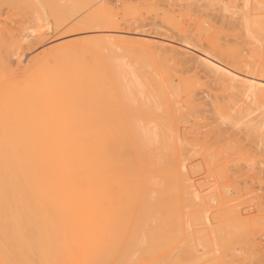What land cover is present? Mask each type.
Returning <instances> with one entry per match:
<instances>
[{
	"label": "rangeland",
	"instance_id": "1",
	"mask_svg": "<svg viewBox=\"0 0 264 264\" xmlns=\"http://www.w3.org/2000/svg\"><path fill=\"white\" fill-rule=\"evenodd\" d=\"M76 21V28L81 23L80 26L83 27L79 29H83V33L76 30ZM4 50H8L12 56L6 73L28 71L31 74L35 72L33 75H36L38 71L44 70L50 87L58 91L55 96L58 101L65 106H80L88 129L95 130L96 133H107L116 129V133L137 134L141 129L142 132L144 130V134L139 133L143 134V137L140 135L142 138H146V146L142 150L148 147L150 153L146 149L142 156H146L145 161L148 163L146 165L145 162L144 168L148 166L150 171L148 170L147 175V170L142 171L141 166V172L151 175L149 194L147 193L148 207L151 208L146 207L149 210H145L144 207L143 210V205L139 208L136 206L144 213L135 211L132 198L133 206L130 211L122 213L128 219L119 218L118 221L122 223V226L119 224L122 230L118 224L115 225L117 221L114 220L116 229L112 226L111 228L116 230L113 231L118 235H115L118 237L116 240H130H126L128 243L122 255L116 253L118 248L113 249L115 254H112L111 264H117V260L120 264H264V0H0V52ZM17 62L21 65H17ZM108 103L114 106H111L113 109ZM127 108L139 112L135 111L134 114ZM130 112L132 114H128ZM143 114L145 118L142 119ZM107 115L113 119L109 120ZM110 123L119 128H111ZM172 138L176 139L179 147ZM163 141L165 144H162ZM167 144L172 146V150ZM167 147L173 152L175 149L176 156L177 153L182 155L183 158L179 156L178 159L179 164L180 159L185 162V165L181 162L183 171L182 164L179 170L177 166L176 169L173 168L172 165L178 162L175 160V163H171L176 157L173 155L175 158L172 156L171 160V152ZM133 148L130 147V168L128 164L126 167L133 170H129V175L133 172L130 176L135 179L141 173L135 176L138 172L135 167L138 166L134 160ZM186 150L188 153H185ZM161 151L164 155L168 152L166 155L170 158L167 156L166 159L161 154L164 157L162 159H165L161 163L167 167L171 161V171L168 169L167 173L163 165L161 168L160 161L158 170H155L158 165H153L154 169L151 167L154 164L152 161L156 163L158 158L161 160ZM185 154L192 159H185ZM172 170L177 171L173 174ZM156 172L158 176L160 174L159 177L162 174L158 178L162 179L161 182L166 181L168 187L172 190L176 187L175 191L178 190L176 197V194L170 195L174 203L170 197L166 201L171 202H165L167 205H175V209L171 208L173 205L167 207L164 200L159 203L164 204L160 208L167 207L163 211L173 209L169 212L171 217L167 212L164 213L168 214L171 221L175 217L178 223L175 219L169 221L167 216L164 219L162 209L156 210L159 207L158 198L162 199V193L166 189L168 192L170 190L163 183V186L159 184ZM174 175L182 177L174 178ZM166 176H170L171 184ZM141 178L138 180H144H140ZM180 178L182 180L178 181ZM134 179H131L133 184L128 182L134 185L128 186L129 190L133 188L128 192L131 195L137 185ZM141 185L140 190L143 189ZM180 190L184 192L179 193ZM178 193L184 194L182 201V196ZM227 194L231 197H227ZM137 202L136 199L135 203ZM158 210L160 211L157 214H164L161 219L163 223L161 220L159 222L162 226L157 222L160 216H154ZM139 211L144 214L143 220H139ZM122 215L117 214V217ZM152 216L156 218L154 220L158 225L157 230L162 231L164 236L154 228L156 225L152 224ZM172 223H176L175 226ZM125 224H128L127 232L126 229L123 231ZM102 225L99 223L97 227ZM92 230V233L86 231L92 235L95 231ZM129 230L135 235H130ZM139 230L143 231L140 233ZM137 233L141 235L137 236ZM156 245H161L163 250ZM155 246L159 250L154 248L157 250L154 251ZM84 247L85 245L78 249L82 253L75 259H67V262L103 263L101 259L104 257L99 260L95 255L97 251L95 256H90L91 253L87 255ZM148 250L149 256L148 252L145 254ZM144 254L145 258L142 257ZM111 258L107 260L106 257L107 262ZM131 260H135V263Z\"/></svg>",
	"mask_w": 264,
	"mask_h": 264
},
{
	"label": "bare ground",
	"instance_id": "2",
	"mask_svg": "<svg viewBox=\"0 0 264 264\" xmlns=\"http://www.w3.org/2000/svg\"><path fill=\"white\" fill-rule=\"evenodd\" d=\"M77 18L78 17H76V19ZM79 18H81V17H79ZM73 20L75 22V18ZM77 21H76V24L73 22L75 24V28L77 25ZM80 24H79V26H77L78 29L76 28V30L82 32L83 29L80 30L79 27H83V26H80ZM69 25H72V23H69ZM86 25H87V23H86ZM67 28H69V27L67 26ZM76 30L74 29V31H76ZM85 30L86 29H84V31ZM76 35H78V33ZM11 58H12V56L8 50L7 51L4 50V51L0 52V264H65V262H67V259H69V258L75 259V257L78 256L79 253H82L81 251L80 252H78V251L80 250V248L83 245H85L84 250H86L87 253L86 252L85 253L87 255H89L91 253L90 256H93L97 251V253L95 255H97L98 259L100 257L105 258V260H104V258L101 259V261L103 260V263H101L99 261L100 259L98 260L101 264H106L108 262H110V264H111V261H112L111 257H113L112 254H115V250H113V249L118 248L116 253L119 255H122V253H125V245H127L126 243H128L130 240L128 238L123 239L125 242L123 240H120V241L116 240V238H118L116 236H118V235H116L117 233L113 232L116 230H112V229L113 228L116 229V227H115L116 224H118L117 226L119 227V224L121 223V222L120 223L118 222L119 218H120V220L121 219L125 220L127 218V216H123L122 213L124 214V213H128L130 211L131 206H133L131 199L134 198L132 200H134L135 211L140 210V211H142V213H144L143 210L144 209L147 210L150 207V206L148 207L149 201H148L147 196L149 194V191H148L149 185L148 184L151 181V175L147 176V175H149V174H147L148 170H149V169H147L148 166H147V168L146 167L144 168V166H145L144 164L146 162L145 161L146 156L145 157L142 156V154H144V152H146L145 150L148 148V147H146L145 150H142L146 146V144H145L146 138H142L143 134H144L143 133L144 130H143V132L141 131L142 129L139 131V133L142 132L143 134H139V133L137 134V132L136 133H116L117 131L115 128L118 129L119 126L118 127L112 126V125H115V124H111L112 122L110 123L112 126L111 128L115 127L114 129L116 132L111 131V132H107V133H104V132L103 133H96L95 130L92 131V129H90V128L88 129L86 127L85 117L83 116V114L80 111V106L75 105V104L70 105V106H65L64 104L60 103L58 101V99L55 97L58 94V91L56 89L52 90V88L50 87V85L47 81L46 72L44 70H41L40 72L38 71V73L36 72L37 73L36 75H33V74H35V72L33 74H31L27 70H26L27 72L20 71V73H17V72L16 73H10V74L6 73V70L10 68ZM17 65H21V63L18 64V62H17ZM113 89H115V88H113ZM132 100H134V99H132ZM109 103L111 104L112 102H109ZM109 103H108V106H110ZM121 103L123 104V102H121ZM113 104H114V102H113ZM60 105H62V106L64 105V107H61ZM131 105L133 106V104H131ZM111 106H113V105H111ZM111 106H110V108H111ZM129 106H130V104H129ZM133 108L134 107H132V109ZM103 109H104V107L102 108V110ZM111 109H113V108H111ZM137 109H139V108H137ZM130 110L128 109V111H130ZM135 111H136V109L134 111L131 110V112H133V113ZM131 112L128 114H132ZM136 112H139V111H136ZM125 113H127V112H125ZM157 113H159V112H157ZM134 114H136V113H134ZM134 114H133V117H135ZM148 114H150V113H148ZM165 114H168V113H165ZM109 116H108L109 120H112L113 119L112 116L111 117H109ZM113 116H115V115H113ZM130 116H132V115H130ZM156 116H160V115H156ZM122 117H124V116H122ZM143 117L145 118L144 114L142 116V119H143ZM162 117H163V114H162ZM108 118H106V119H108ZM155 118H157V117H155ZM149 119H150V117H149ZM123 120H125V119H123ZM156 120H153V121H155V123H156ZM138 121H140V120H138ZM145 121H147V120H145ZM133 123H135V122L133 121ZM157 123H159V122H157ZM123 124H124V122H123ZM136 125H135V127H137ZM143 125H145V124H143ZM154 125L156 126V124H154ZM107 128H109V127H107ZM160 128H161V126H160ZM132 129H134V128H132ZM157 129L159 130V127ZM109 130L110 129H108V131ZM164 130H166V129H164ZM164 130H162V131H164ZM133 131H135V129ZM127 132H128V130H127ZM165 132L166 131H164V133ZM133 134H135V135L133 136ZM132 137H135V139L132 140L133 139ZM164 139H165V137H164ZM173 140H174L173 142L176 143L175 142L176 139H173ZM163 142H162V144H165V142L164 143ZM150 143H152V142L150 141ZM168 143H170V141ZM172 144H170V145H172ZM175 145L177 146V143ZM148 146H149V144H148ZM160 146H161V144H160ZM130 147H134L133 148L134 151L133 150L132 151L135 152V159L134 160L136 162V166H138L137 168L135 167V170H138V172H136L134 170L136 172L135 176L136 175L138 176L141 173L140 174L141 176H138L135 179L132 176H130L133 174V172L129 175V170H130L129 169L130 168L129 161L131 160V153H132L131 152L132 148L130 149ZM169 147L172 150V148H171L172 146H169ZM177 147H179V146H177ZM149 148H152V146ZM174 148L176 149V147H174ZM167 149H168V147H167ZM170 149H168V151L171 152V156H170L171 160H173V158H172L173 155H175V157H176L175 158L173 156L175 158L173 160V162L169 161V164H170L169 166L171 167V163L172 164L175 163L174 162L175 160H177L176 162H178V164H179V159H178L179 156L181 158H183V157H182V155H179V153H177L178 155L176 156V154H174L175 149H174V152L171 151ZM177 149H180V148H177ZM147 150L150 153V149H147ZM153 150H152V152H153ZM187 151L188 150H186L185 153H188ZM172 152H173V154H172ZM177 152H178V150H177ZM159 153L161 155L163 152L161 151ZM167 153H165V155L162 154L163 156L166 157V159H167V156L169 158V155H166ZM162 155L160 156L161 160H159L160 158H158V161H157L156 160L157 158H155L156 163H158L160 161L159 162L160 166L163 165V163H161L162 160H163V162L165 160V159H162V158H164V157H162ZM149 156H151V155L149 154ZM184 156H185V159H186V157L190 158V156L188 154H185ZM155 157H159V156H155ZM190 159H192V158H190ZM180 160L181 161H180L179 165L177 163H176V165H172V166H174L173 167L174 169H176L175 167L177 166V167H179V168H177L179 170L181 167L180 166L181 164H182V168H183V163H181V162L182 161L184 162V160L183 159H180ZM147 161H148V159H147ZM187 162H188V160H187ZM152 163H154L151 165L152 169H154V166H156V165H158V167H155V170H158L160 168L159 163L156 164L155 161L154 162L152 161ZM166 164L168 165V161ZM126 165L129 166V168L126 167ZM146 165H148L147 162H146ZM184 165H185V162H184ZM141 166H142V171L147 170V172L145 171L147 175L145 174V172L144 173L141 172ZM169 166L165 167L163 165V167L166 168L165 172L169 169ZM132 168H134V167L132 166ZM138 168H140V169H138ZM149 168H150V165H149ZM161 168H162V166H161ZM173 168H171V169H173ZM152 169H151V171H152ZM161 170H164V169H161ZM183 170H184V168L182 169V171ZM130 171H133V170H130ZM169 171H171V170L169 169ZM175 171H177V170H175ZM159 172H161V171H159ZM172 172H173V170H172ZM174 172H173V174H175ZM137 173H139V174H137ZM142 173L144 174V176L146 175L145 178H144V176H142ZM161 173H163V171ZM168 173H170V172H168ZM191 173H193V172H191ZM152 174H153V171H152ZM180 174H181V172H180ZM156 175H157L156 176L157 179L162 177V174H161V177H159L160 174L158 176V173ZM170 176L173 177V175H170ZM170 176H168V178L166 176L167 181H169V182H170V180H169ZM178 176L179 175H174V178L175 177L177 178ZM128 177H130L129 181H128ZM147 177L150 180L146 179ZM164 177L165 176H163V178ZM179 177H182V176H179ZM139 178H141L140 180H142L143 178H144V180L146 179L145 181L142 180L143 182H146L148 180V182H146L147 184L146 183L142 184L143 185V187H142L143 189H141L142 191L140 190L141 187H139V186L141 185L140 182L141 183H143V182L139 181L138 180ZM188 178H189V176H188ZM131 179L136 180V182H134V183L137 184L136 185L137 188L135 187V189H134L135 191H133V195L138 196V198L136 196L131 195L132 193H128L133 189L132 188L129 190V188H128V186L131 185L130 183L128 184V182H131ZM161 180H159L160 181L159 184L162 185L163 182H161ZM177 180L178 179H176V182H177ZM181 180L182 179L180 178L178 181H181ZM184 180L185 179H183V181ZM186 181H188V180H186ZM165 183L167 184V182L164 181V183H163L164 187L166 188V186L168 184L166 185ZM174 183L175 182L173 181V184ZM201 183L202 182L200 181V184ZM170 184H171V182H170ZM180 184H181V188L183 189L184 187H182V183H180ZM219 184H222V183L220 182ZM145 187L147 189L144 191ZM168 188L170 189V190L168 189L169 192L167 191V189H166L167 192L166 191L164 193L161 192L163 194L162 197L165 199H163L160 196L162 199L158 198V200H159L158 205H159V203H161L160 200L161 201L164 200V204L170 208V206L173 205L172 203H174V199L171 198L170 195H172V196H173V194L175 195L176 191H178V190L175 191L176 187L173 188L174 190H172L170 187H168ZM186 189H187V187H186ZM136 190L137 191L139 190L140 192H137ZM219 190L221 191V189H219ZM220 191H219V193H221ZM183 192L184 191L181 192V190H180L179 193H183ZM213 192H215V191H213ZM150 193H151V190H150ZM166 193H168V194H166ZM186 193H188V192H186ZM167 195H168V197H167ZM183 195L179 194V196H182V199L180 197L181 201L184 199ZM143 196L144 197L146 196V198L144 199ZM176 196H177V194L175 195V197ZM229 196L227 194V197H229ZM151 197H154V196H151ZM156 197H158V196H156ZM169 197L172 199V203H170L171 205H167L168 202H171V201H166V198H168L167 200H170ZM187 197H189V195ZM192 197H194V196H192ZM177 198L175 200H177ZM136 199L139 202V203L137 202V204H139V205H137L135 203ZM146 199H147V201H145ZM152 201H150V202H152ZM143 202H144V204L147 202L148 203V204L146 203L147 206H146V204L144 205ZM177 203H178V201H177ZM183 203H184V201H183ZM197 203H199V202H197ZM160 205H159V207H157V205H156V207H157L156 210L158 208H160ZM163 205H161V207ZM229 205H231V204H229ZM136 206H138V208H139V206L140 207L142 206V209L144 207L145 208L143 210L141 208L137 209ZM146 207H148V208L146 209ZM184 207L185 206H183V208ZM169 208H168V211H163V210H165L163 208H160V209H162L163 213L167 212L169 214L170 211L171 212L173 211V209H169ZM171 208L175 209V205H173V207H171ZM140 211H139V213H140ZM152 211H155V210H152ZM159 211L160 210L156 211L155 215L154 214L153 215L156 217H157V215L160 216L159 214H157V212H159ZM181 211H184V210H181ZM185 211H188V210H185ZM142 213H140L141 217L139 218V220L141 218H142L141 220H143L142 215H144V214H142ZM174 213L177 214L176 211H174ZM117 214H121L122 216L117 217ZM164 214H165V216H164ZM164 214L161 213L162 216H160V218L157 217L159 219V220L157 219L158 223L160 222V220L162 219L163 216H164L163 217L164 219L167 216L166 218L170 219L169 221H171V218H170L171 214H169L170 217H168V214H166V213H164ZM129 215H130V213H129ZM138 216H139V214H138ZM195 217H197V216H195ZM115 219H116L117 223H115V221H114ZM154 219H156V218L153 217V220ZM174 219L176 220L175 217H174ZM148 220H150L149 217H148ZM167 220H166V224L169 225L168 224L169 221H167ZM198 221H200V220H198ZM113 222L115 223V225H113L114 224ZM161 222L163 223L162 220H161ZM176 222L178 223L177 220H176ZM99 223H100V225L103 224L102 229H101L102 226L97 227V225H99ZM132 223H133V219H132ZM150 223H152V222H150ZM162 223L161 224L159 223L158 225L162 226L163 225ZM89 224H90V226H89ZM147 224H149V223H147ZM152 224L156 225V221L154 220V222ZM152 224H150V225L152 226ZM175 224L176 223H174L173 225L175 226ZM91 225L94 227H97V228L93 227L94 228L93 229L91 227ZM125 225H126L125 226L126 228L123 226V228H124L123 231H125V229H126V232H127V225L128 224H125ZM158 225L154 226V228L156 227L155 228L156 230H157ZM111 226L113 228H111ZM121 226L119 227V229L121 228ZM177 226H178V224H177ZM85 227L86 228L89 227V228L83 230L82 228H85ZM129 227H130V224H129ZM146 227H147V225H146ZM98 228H100V230ZM154 228L152 227V230H154ZM79 229H81L82 231ZM92 229L95 231H93ZM138 229H136V231H138ZM150 229H151V227H150ZM86 230H88L90 233H92L90 231V230H92L94 234H92V235L88 234L89 232H87ZM103 230H105V231H103ZM120 230H122V228ZM131 231L129 230L130 235L131 234L135 235V233H131ZM141 231H143V230H141ZM141 231L139 230L140 233H141ZM161 232H159V234ZM172 232H175V231H172ZM178 232H180V231H178ZM140 233H137V236L141 235ZM147 233L148 232H146V235H147ZM153 234H155V232H153ZM119 235H120V233H119ZM124 235H126V234H124ZM127 235H129V234L127 233ZM127 235H126V237H128ZM160 235H158V236H160ZM170 235H172V234L170 233ZM154 236L155 235H153V237ZM136 237H134V239H136ZM140 237L142 238V236H140ZM172 240H173V237H172ZM82 241H83V244H82ZM77 243H78V245H77ZM137 243H138V241H137ZM158 243H159V241H158ZM174 244H175V242H174ZM76 245L78 246V248H76L77 247ZM119 245H120V247H117ZM121 245L124 248L121 247ZM161 245H158V246H160L161 249H162V247L165 248L163 245L161 247ZM156 246L153 247V249L156 248L157 250H159L157 248L158 246L157 247ZM130 248H132V247H130ZM149 248H147V249H149ZM75 249H76V252H75ZM157 250L154 249V251H157ZM149 251L150 250L145 252V254H147V252H148V256L150 253ZM152 252H153V250L151 251V254H153ZM154 253H157V252H154ZM158 253H159V251H158ZM177 253H178V251H177ZM73 255H75V256H73ZM119 255H117V256H119ZM163 255H165V254H163ZM108 256L111 258V260L107 262V260L110 259V258H108ZM106 257H107V260H106ZM138 257H139V255H138ZM142 257L145 258L146 255L142 256ZM161 257H163V256H161ZM135 258H137V257H135ZM158 258H159V256H158ZM171 258H169V259H171ZM116 259H119V258L117 257ZM116 259H114V261ZM125 259H126V257H125ZM122 260L121 261L124 262V259H122ZM117 261H118L117 264H120L119 260H117ZM131 261H133V260H131ZM68 262H67V264H69ZM104 262H106V263H104ZM125 262L127 263L126 260H125ZM149 262H151V261L149 260ZM152 262H153V260H152ZM100 263H98V264H100ZM162 263H163V261H162ZM166 263L168 264V262H166ZM169 264H171V263H169Z\"/></svg>",
	"mask_w": 264,
	"mask_h": 264
}]
</instances>
